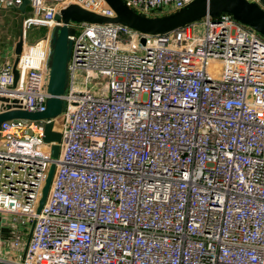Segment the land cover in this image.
I'll return each mask as SVG.
<instances>
[{"label":"built area","instance_id":"2783aa9c","mask_svg":"<svg viewBox=\"0 0 264 264\" xmlns=\"http://www.w3.org/2000/svg\"><path fill=\"white\" fill-rule=\"evenodd\" d=\"M23 1L0 0L24 15L16 82L15 58L0 55V113L45 111L51 32L68 4L115 17L104 0H28L20 12ZM192 1L123 0L151 17ZM77 26L62 113L0 125V249L27 240L0 264H264V38L228 14L157 35ZM32 27L47 32L28 43ZM96 76L108 80L99 96ZM50 122L59 143L44 141Z\"/></svg>","mask_w":264,"mask_h":264},{"label":"water","instance_id":"95a60500","mask_svg":"<svg viewBox=\"0 0 264 264\" xmlns=\"http://www.w3.org/2000/svg\"><path fill=\"white\" fill-rule=\"evenodd\" d=\"M107 5L114 11V18H107L97 15L93 12L82 9L78 5L68 4L60 14L55 16L57 22H62V26H55L51 32L48 66L49 77L47 83V92L50 95L46 102V109L43 112L30 113L21 110H12L0 113L1 123L12 119H24L30 121L51 120L60 115L64 110V96L67 90V64L71 55V40L68 36L73 35L74 29L67 26L68 20L74 23H113L127 26L140 32L143 35H157L172 32L181 27L199 22L202 18L210 16L217 18L222 14H228L232 18L244 25L254 29L261 37L264 38V0H261L262 7L256 3H249L246 0H193L190 4L177 12L162 16H145L137 14L130 9L123 0H104ZM28 0H24L18 10L23 12ZM144 43V40H141ZM22 40L19 38L15 45V55L21 53ZM17 58L13 64L14 82L18 77L16 70ZM2 101H8L6 98H0ZM12 102H15L13 100ZM61 135L53 131V123L50 122L45 126L44 141L46 143H59ZM59 146L53 145L51 155L54 159L58 157ZM55 171V164L51 165L45 185L42 190V197L39 201L37 213L40 212L44 205L49 188Z\"/></svg>","mask_w":264,"mask_h":264},{"label":"rangeland","instance_id":"374dc122","mask_svg":"<svg viewBox=\"0 0 264 264\" xmlns=\"http://www.w3.org/2000/svg\"><path fill=\"white\" fill-rule=\"evenodd\" d=\"M26 10L27 12H31L30 6H27ZM23 17V14L13 9L7 11L0 10V55H3L1 61L10 60L11 57L16 58L14 52L15 49H13V43L16 39L20 38L21 21ZM67 22L69 25L74 26L76 33H78L79 28L77 25H79V23H74L72 20H68ZM46 32L47 29L42 27L29 28L26 32V40L28 43L35 42L36 40L44 37ZM36 48V50L38 51V47ZM39 55L40 53H38V57ZM79 75L80 74L78 73L77 77L75 78L74 85L77 89H82L85 85V80L82 76ZM107 83L108 80L103 79L101 76H96L92 78L90 81V84L92 85L91 92L95 96H99L105 93V85ZM8 219L10 220V218ZM8 222L9 221H7V218L5 216L0 215V239L6 238ZM26 245L27 240L23 241L22 244L16 249L6 250L5 248V251H1L0 249V256H6V258L8 259H21L24 256Z\"/></svg>","mask_w":264,"mask_h":264},{"label":"crops","instance_id":"0c3cea01","mask_svg":"<svg viewBox=\"0 0 264 264\" xmlns=\"http://www.w3.org/2000/svg\"><path fill=\"white\" fill-rule=\"evenodd\" d=\"M36 49H37V48L33 49V53H32V55H31V57H32L34 60H37V59H38V53H39V51H41V50H40V47H38V51H37ZM6 235H7V233H6Z\"/></svg>","mask_w":264,"mask_h":264}]
</instances>
